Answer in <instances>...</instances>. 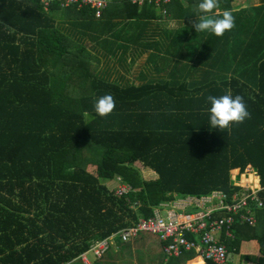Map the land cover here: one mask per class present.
I'll list each match as a JSON object with an SVG mask.
<instances>
[{
  "label": "trees",
  "instance_id": "obj_1",
  "mask_svg": "<svg viewBox=\"0 0 264 264\" xmlns=\"http://www.w3.org/2000/svg\"><path fill=\"white\" fill-rule=\"evenodd\" d=\"M133 1L123 0L127 13H136L127 21L142 18ZM59 9L0 0V264L81 262L94 242L151 218L163 203L230 193L232 172L247 166L264 188L263 16L251 18L248 39L232 29L223 34L219 73L213 66L199 79L193 70L136 85L96 66L64 64L86 52L67 47L55 26ZM219 9L232 10V0H221ZM74 78L90 94L71 96ZM227 90L244 98L251 118L212 128L207 97ZM105 94L116 107L101 117L94 104ZM95 147L102 151L98 163L86 162L84 150L96 154ZM148 170L155 178L144 177ZM117 180L130 187L126 195H115ZM259 196L255 226L234 225L233 240L224 242L248 264H264V189ZM245 243H256L258 254H241ZM165 258V264H209L192 252Z\"/></svg>",
  "mask_w": 264,
  "mask_h": 264
},
{
  "label": "crops",
  "instance_id": "obj_2",
  "mask_svg": "<svg viewBox=\"0 0 264 264\" xmlns=\"http://www.w3.org/2000/svg\"><path fill=\"white\" fill-rule=\"evenodd\" d=\"M179 1L180 4L170 2L165 7L166 14H162L161 8L139 6L142 18L133 21H127L126 18H136V13H127L123 0H109V6L100 20H94L88 10H56L55 26L69 40V43L66 42L67 47H78L86 52H76L69 60H63V63L81 64L86 69L96 66L109 72L114 79L129 80L136 85L186 77L193 70L196 75L193 78L199 79L213 66L215 70L212 72L219 73L224 62V37L214 34L213 38L212 33H197L192 27L200 12L197 4L191 2L200 0ZM260 6L261 0H232L235 16L233 33L246 34L248 39L253 27L251 18L264 17V5ZM220 13V9L215 10L216 15ZM188 16L190 19H186ZM172 21L176 24L174 28L170 27ZM74 79L68 90L71 96L90 94L88 84L79 82L81 78ZM121 246L115 245L112 254H120L123 258L127 252H123ZM242 249L247 251L244 247ZM238 257L241 261V257ZM113 260L117 261V258L113 256ZM234 262L239 263L238 260Z\"/></svg>",
  "mask_w": 264,
  "mask_h": 264
},
{
  "label": "built area",
  "instance_id": "obj_3",
  "mask_svg": "<svg viewBox=\"0 0 264 264\" xmlns=\"http://www.w3.org/2000/svg\"><path fill=\"white\" fill-rule=\"evenodd\" d=\"M170 1L134 0L132 3L161 8L162 14H166L165 6ZM39 3L44 12L55 4L61 9H73L76 12L88 10L94 20H100L109 6V0H39ZM231 184L234 189L230 193L213 191L206 196L163 203L153 210L151 218L141 219L131 227L94 242L79 259L88 264V253L94 259H99L117 240L128 243L142 234H148L161 243L162 253L167 258L192 252L209 264H241L234 262L224 242L233 240L231 229L234 225L255 226L254 214L263 208L259 194L264 188L260 185L258 174L250 166L243 172L233 171ZM113 189L116 196L126 195L130 191V187L119 180Z\"/></svg>",
  "mask_w": 264,
  "mask_h": 264
},
{
  "label": "clouds",
  "instance_id": "obj_4",
  "mask_svg": "<svg viewBox=\"0 0 264 264\" xmlns=\"http://www.w3.org/2000/svg\"><path fill=\"white\" fill-rule=\"evenodd\" d=\"M220 6L221 0H200L198 10L201 15L197 16L192 23L197 33L210 32L216 36H223L226 31L235 27V16L232 10L225 9L219 15L215 14V10ZM175 26V21L170 22V27ZM207 100L211 105L209 112L212 128L226 129L233 123L240 124L251 118L244 98L240 95L233 96L231 90H227L226 94L220 96L209 95ZM115 107L116 101L112 94L100 96L94 104L96 113L101 117L111 114Z\"/></svg>",
  "mask_w": 264,
  "mask_h": 264
},
{
  "label": "rangeland",
  "instance_id": "obj_5",
  "mask_svg": "<svg viewBox=\"0 0 264 264\" xmlns=\"http://www.w3.org/2000/svg\"><path fill=\"white\" fill-rule=\"evenodd\" d=\"M96 154L92 150L85 149L84 156L86 162H97L101 157V149L94 148ZM98 160V161H97ZM94 166H89L88 168L91 169ZM144 177L147 178H155V174L152 171L144 172ZM109 186H113L112 183H106ZM192 213V212H187ZM165 216V215H163ZM122 250L123 252H127L126 256L123 258L120 254H112L113 250L115 249L112 246L109 250V253L104 255L101 260H95L91 253L87 254L88 264H165V256L163 255L158 240L148 234H142L138 237L135 242L128 243ZM243 247L247 250L241 251V254H249L251 257L256 256L258 254V247L256 243H245ZM110 255V256H109ZM113 256L117 258V261L113 260ZM233 260L239 261L241 264H248L247 261L239 260L238 255L234 254L232 256ZM120 260V261H119ZM81 261V260H80ZM82 262V261H81ZM121 262V263H120ZM74 264H81L79 261L75 262Z\"/></svg>",
  "mask_w": 264,
  "mask_h": 264
}]
</instances>
